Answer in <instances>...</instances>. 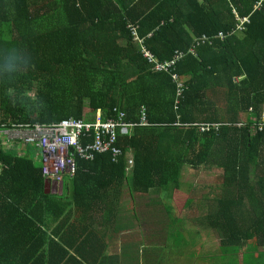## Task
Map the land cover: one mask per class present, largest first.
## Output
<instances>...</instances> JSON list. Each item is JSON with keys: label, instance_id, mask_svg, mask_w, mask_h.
<instances>
[{"label": "trees", "instance_id": "trees-1", "mask_svg": "<svg viewBox=\"0 0 264 264\" xmlns=\"http://www.w3.org/2000/svg\"><path fill=\"white\" fill-rule=\"evenodd\" d=\"M143 47L162 63L187 54L176 70L179 112L173 77L156 72ZM9 56L26 61L10 72ZM116 108L132 123L146 108L150 126L120 135L118 164L111 154L80 160L62 196L48 189L41 151L0 139V264H264V130L252 127L264 112V0H0V124L112 118ZM178 115L190 127L175 126ZM201 124L222 126L202 133ZM186 166L223 172L214 186L225 194L208 196L204 218L219 244L206 250L201 233H174L181 222L170 205L143 219H169L151 230L166 241L147 240L133 218L138 248L113 243L124 188L128 197L174 194Z\"/></svg>", "mask_w": 264, "mask_h": 264}, {"label": "built area", "instance_id": "built-area-1", "mask_svg": "<svg viewBox=\"0 0 264 264\" xmlns=\"http://www.w3.org/2000/svg\"><path fill=\"white\" fill-rule=\"evenodd\" d=\"M262 4V3H261ZM248 19H243L241 26ZM136 41L143 44L138 35L134 36ZM218 38L224 41L226 36L220 33ZM201 44H213L214 38L202 36ZM144 58L155 70L165 72L173 77L178 86V97L176 111L179 112L180 101L185 93V84L182 76L176 72L179 65L187 58V54L181 51L176 52L172 61L162 63L152 53L144 49ZM116 117L105 118L102 111H99L95 120L90 119H66L52 124H24L6 125L0 124V139L4 141L7 149H15L17 146L32 147L43 154V173L50 184L64 186L67 181H73L79 173V161H95L97 156L111 154L114 164H118L123 157V152L118 148L120 135L135 127L150 126L147 110L142 108L141 118L138 123L126 121V113L115 109ZM253 112V109H251ZM175 126H184L181 123V116L178 117ZM253 130H264V112L253 119ZM255 122V124H254ZM242 121L239 126L242 127ZM190 126V125H189ZM222 124H201L200 131L208 132L212 129L219 130ZM134 168V159L129 156L127 173Z\"/></svg>", "mask_w": 264, "mask_h": 264}, {"label": "rangeland", "instance_id": "rangeland-1", "mask_svg": "<svg viewBox=\"0 0 264 264\" xmlns=\"http://www.w3.org/2000/svg\"><path fill=\"white\" fill-rule=\"evenodd\" d=\"M155 66L156 64H154V70H155ZM155 71L160 72L158 70H155ZM89 111L90 110H88V112ZM29 149L33 153H35V151H33L32 148H29ZM199 173L197 174V177H196L195 174L189 172L188 177H185L186 174L183 172L182 178L180 180V189L178 191L174 190V194H173L174 197L169 198L168 195H165V197H156L155 199L158 200L161 204L151 209L148 208V205H150L152 202H145L144 201L146 200L145 197L136 195V194H134L131 197L126 196V200L123 202L122 208L125 209L128 204H131L135 207V211L132 212L133 210L129 211L126 209L125 215H122V217H120V219L118 220L117 229L120 230V233L126 232V233H123L121 236V238L127 241L125 245L132 246L133 241L135 239V236L129 233L130 231L129 228H132V224L127 223V220L133 219V218H135L136 220L140 219V221L143 224V228L145 229L144 232L148 236L149 240L151 239L154 241H160V240L166 241L168 233L163 234V236L159 238L151 234V229L152 228L153 230L158 229V232L159 231L162 232V230H164L165 228H167V226H169V223L167 221L169 219H167L166 221H163V223L160 222V220H158L156 221V223H158L156 225L155 223L152 224L150 222H145L143 219H145L144 217L146 216L150 218V215H153V214L165 215L166 214L165 207L170 205V207L173 210L172 214L175 219L174 221L179 223L177 221L179 220L181 222L173 226L172 230L174 231V233L199 232L201 233V235H203L201 236L202 238L201 240L203 243H207L209 247L214 246V243H216L218 238L217 236L212 238L214 239L213 241V240H210L211 236L206 234V232L210 230L207 224H205L204 222V218H206L208 214L207 207H209V204L205 202L204 199L208 196L209 198L217 196L218 193L214 191L215 189H217L216 186H214V182L218 180L219 178H221L222 174L221 172H218L215 170L209 171L208 174L206 175L204 174L200 175ZM185 178H187L185 180L186 182L183 183V179ZM193 181L196 182V192L198 194V197L203 196L201 199L199 200L197 199V201L194 200L195 199L194 197L196 196H192L189 192H187L189 182H193ZM222 183L224 182H219L218 184H222ZM201 188L207 189V190L205 192H202ZM190 198H193L194 203L193 204L191 203L189 205L188 200ZM195 234H194V237L196 236ZM209 234L211 235L213 233L210 232ZM129 241H131L132 243H128ZM164 245L165 244H161L162 248L164 247ZM142 251H145V249H143ZM146 261L148 262V260L145 258L144 262Z\"/></svg>", "mask_w": 264, "mask_h": 264}, {"label": "crops", "instance_id": "crops-1", "mask_svg": "<svg viewBox=\"0 0 264 264\" xmlns=\"http://www.w3.org/2000/svg\"><path fill=\"white\" fill-rule=\"evenodd\" d=\"M218 171V172H221V174H223V172L218 168V166L217 167H207V166H201L200 168H192V167H190V166H186L185 168H184V170H183V172L186 174V176L185 177H188V174H189V172H191V173H193V174H195V176L197 177V174L199 173L200 175H202V174H204V175H206V174H208V172L209 171ZM184 177V176H183ZM187 178H185V179H183V183L184 182H186L185 180H186ZM219 182H221L220 180H216L215 182H214V184L216 185L217 183H219ZM180 189V188H179ZM179 189H177L176 191H178ZM207 189H203V188H201V191L202 192H205ZM64 191V190H63ZM216 193H218L217 195L220 197V198H222V196L225 194V193H223V192H221V191H219L218 189L217 190H214ZM53 192V195H55V196H62L63 195V192L62 191H56L55 192V190H50V193H52ZM187 192H189L192 196H196V197H194L195 199V201H197V199L199 200V199H201L203 196H201V197H198V194H197V192H196V182H189V185H188V189H187ZM128 194H129V192H128V190L127 189H125L124 188V190H123V193H122V196H123V200L125 201L126 200V196H128ZM130 195V194H129ZM136 195H140V196H142L141 194H136ZM165 195H168V197L169 198H173L174 197V195H173V193H171V194H169V193H163V194H154V195H150V196H148V197H145L146 198V200H144L145 202H155V201H158V200H156L155 198L156 197H165ZM217 197V196H216ZM207 199H208V197H206L205 199H204V201L206 202L207 201ZM193 200V198H190L189 200H188V202L190 203L191 201H194ZM123 201V202H124ZM188 203V204H189ZM190 205V204H189ZM122 206H123V203L121 204V208H120V211H118L119 212V216H121L122 217V215H125V213H126V208L125 209H123L122 208ZM209 208L210 207H207V209H208V212H209ZM159 215V214H158ZM158 215H156V216H158ZM133 218V217H132ZM130 224H132V223H130ZM135 229V231L136 232H139V233H141V230L139 229V228H135V226H134V224H132V228L131 229ZM118 230V229H117ZM145 229L143 228V231H144ZM152 230V229H151ZM123 233H126V232H122V233H120V230H118V235H116L114 238H113V240L115 241V242H113V243H116V242H120V240H121V237H120V234H123ZM129 233H130V231H129ZM116 237H117V239H116ZM147 240H148V236H147ZM127 241L124 239V243H126ZM128 243H132L131 241H129ZM140 243H141V240H138V237H137V234H135V239H134V242H133V245L132 246H128V247H134L135 249H137L138 247L137 246H139L140 245ZM204 244H206V243H204ZM215 244V243H214ZM120 247H122L123 249H124V246L120 243V244H118ZM125 247H127L126 245H125ZM213 247V246H212ZM212 247H207L206 248V250L207 249H210V248H212ZM113 249H115V248H113ZM146 263V262H144V259H141L137 264H141V263Z\"/></svg>", "mask_w": 264, "mask_h": 264}, {"label": "clouds", "instance_id": "clouds-1", "mask_svg": "<svg viewBox=\"0 0 264 264\" xmlns=\"http://www.w3.org/2000/svg\"><path fill=\"white\" fill-rule=\"evenodd\" d=\"M18 61L20 62V63H23V62H25L26 61V58H24V57H15V56H9L8 58H7V60H6V62H5V66H6V68L8 69V71H14L17 67H18ZM176 86H177V84H176ZM185 94V93H184ZM177 97H178V86H177V96H176V105H177ZM183 98H184V96H183ZM183 98L181 99V101L183 100ZM181 101H180V104H181ZM175 109H176V107H175ZM179 111H180V109H179ZM178 117H179V115H178ZM179 120V119H178ZM180 121H181V119H180ZM178 122V121H177ZM176 122V123H177ZM175 123V124H176ZM182 123V122H181ZM183 124V123H182ZM184 126H188V127H190L189 126V124H184ZM202 133H204V132H202ZM49 183V182H48ZM53 185H56V184H53ZM59 186V185H58ZM65 186V185H64ZM64 186H63V190H64Z\"/></svg>", "mask_w": 264, "mask_h": 264}, {"label": "water", "instance_id": "water-1", "mask_svg": "<svg viewBox=\"0 0 264 264\" xmlns=\"http://www.w3.org/2000/svg\"><path fill=\"white\" fill-rule=\"evenodd\" d=\"M48 189L49 190H55L56 191H62L63 192V186H58V185H53V184H48Z\"/></svg>", "mask_w": 264, "mask_h": 264}]
</instances>
